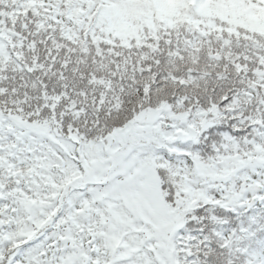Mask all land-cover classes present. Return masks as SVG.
<instances>
[{
	"label": "snow or ice",
	"instance_id": "6c2138e0",
	"mask_svg": "<svg viewBox=\"0 0 264 264\" xmlns=\"http://www.w3.org/2000/svg\"><path fill=\"white\" fill-rule=\"evenodd\" d=\"M0 264H264V0H0Z\"/></svg>",
	"mask_w": 264,
	"mask_h": 264
}]
</instances>
